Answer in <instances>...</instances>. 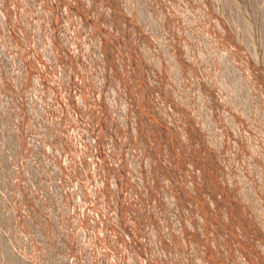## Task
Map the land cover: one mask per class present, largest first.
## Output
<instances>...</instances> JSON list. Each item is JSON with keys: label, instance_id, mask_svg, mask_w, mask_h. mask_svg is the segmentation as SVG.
<instances>
[{"label": "rangeland", "instance_id": "obj_1", "mask_svg": "<svg viewBox=\"0 0 264 264\" xmlns=\"http://www.w3.org/2000/svg\"><path fill=\"white\" fill-rule=\"evenodd\" d=\"M23 5L22 0H0V8L5 12L2 24L14 30L19 41H30L33 32L22 22ZM43 11L44 15L48 14L45 16L47 44L38 49L22 44L15 59L42 76L39 85H46V105L55 109L41 115V129L48 136V142H40L42 150L33 156L45 155L44 158H51L55 163L58 170L52 183L56 193L47 198L54 208L63 206L67 210L72 229L82 240L76 249L65 247L67 258L74 264H166L169 253L165 251L174 255L188 251L193 259L211 260V264H264V0H106L104 19L90 17L91 13L73 0H45ZM76 12L83 13L96 28L112 36L117 41L112 42L113 48L121 53L126 52L125 47L131 49L128 36L133 34L135 22L144 15L148 20L146 26L149 25L147 29L145 25L143 27L151 36V45H147L148 49L145 47L143 55L157 61L163 56L171 63L174 83L165 90L159 85L157 75L143 67L137 57H126L129 55L127 50V55H121L119 73L110 76L102 85L107 90H121L120 106L127 122L125 126L122 123V130L128 131L129 142L120 141V138L117 140L120 144L108 142L115 133L111 125V106L98 99L102 87L97 76L112 63L94 56L89 60L76 56L74 47L79 31L72 28L80 22ZM117 15L120 16L119 27L112 23ZM87 33L86 29L80 31L82 37H87ZM97 42L90 41L89 47L95 51L102 49L104 42ZM46 54L54 55L62 64L67 73L66 80L48 82L43 58ZM71 59L77 64L75 70L70 66ZM159 64V61L154 63L155 68H159ZM224 66L232 71L238 83L227 78L222 85L217 75L222 74ZM4 73L8 78L11 76L8 71L0 74V99L3 98L0 100V109L3 106L0 140H6L0 141V248L4 250L0 251V264H16L3 243L16 231V216L22 217V228L28 233V238L20 239L19 251L29 257V264H43L46 261L37 260L34 247L45 243L59 230L51 227L44 218L39 201L33 199L32 206L26 208L21 196L16 194L13 177L16 163L12 160V148L17 157L25 142H21L19 133L15 135V142L11 140L13 129L21 127L23 117L20 112L15 114L11 110L13 86L5 78V89L2 88ZM232 81L242 88L243 102L242 98H236L238 93L233 90L236 88ZM225 85L223 91L229 94L221 91ZM232 85L234 88H230ZM228 86L231 92H236L235 98ZM84 91L88 102L83 99ZM4 99L7 108L3 105ZM81 99L83 108L86 103L93 110L91 115L96 113L91 116L82 140L75 135L82 132V128L72 120L76 109L70 107L71 103L79 107ZM153 113L161 116L156 125L157 132L141 133L138 123L145 122ZM49 126L61 129L50 137ZM168 128L177 129L183 142L162 141ZM205 136H209L210 141L204 140ZM211 136H214L212 140ZM108 146H113L110 147L114 148L113 155ZM116 148L117 153L120 151L118 154ZM125 151L132 154L135 193L144 198V213L121 223L114 208L105 207L102 199L104 195H114V198L110 196L113 206L118 203V196L121 199L117 193L120 187L115 183L117 179L114 180L112 163L108 159L121 157ZM172 159L180 161L182 166H174ZM183 170L196 177L184 200L188 206H197L206 200V205L214 209L209 222L217 227L226 251H216L205 243V238H196L190 224L175 238L173 233L182 215L176 209L179 206L177 187L170 186L163 192L169 202L168 208L152 206L150 199H145L147 189L157 184V176L177 175ZM31 187H27L26 195ZM98 221L109 222L117 232L101 237ZM143 224L152 228L154 245L148 252L141 251L134 244L133 235L131 237ZM63 241L60 239L42 249L50 255L47 264H59Z\"/></svg>", "mask_w": 264, "mask_h": 264}, {"label": "bare ground", "instance_id": "obj_2", "mask_svg": "<svg viewBox=\"0 0 264 264\" xmlns=\"http://www.w3.org/2000/svg\"><path fill=\"white\" fill-rule=\"evenodd\" d=\"M44 1L45 0H22V3L24 4L23 7L21 8L22 9L21 10L22 22L24 23V25L28 29L32 30V32H33V37L30 39V41H26V40H22V39L19 41V36L14 30H9L3 26L2 19L5 18V12L3 9L0 8V70L2 69L1 73L3 71H5V72L8 71L11 74V76L9 75L10 77L8 78L7 77L8 75L6 76V74L4 73L5 75L4 74L2 75L3 80L1 82L3 83V85H2L3 89H5V81H4L5 78L11 82L10 85L13 86V88H12L13 89L12 90L13 91L12 92L13 93V104H12L11 110L13 112H15V114L20 112L22 117H23V123H22L21 127H18V128L15 127L12 131L11 142L16 141L15 135L17 133H19V135L22 136V137H20V139L22 138L21 142H25V145H23V144H22L23 146L20 145L22 147H21V149H19L17 157L14 156L13 148H12V146H10V151L12 148V160L15 161V163H16V167L14 169V174H13V177L15 179L14 187H15L16 194L21 196L20 198L23 201L22 204L26 208L32 206V203H33L32 200L33 199H35L36 201H39L41 204V210L43 211V213L45 215L44 218L52 225L51 227H54V229L56 228L57 230H59V232L56 235L48 237V239H47L48 241L46 240L45 243H40V244L35 243L36 246L34 248L36 250L37 260H39V259L44 260V261H46V263L45 262L44 263L42 262V263L47 264L50 260V258H49L50 255H47L42 249L49 246V245H54L60 239H63L65 241V242L64 241L62 242V243H64L63 244L64 250L60 251V253H59L61 255V257L59 259V264H74L73 260L67 258V250L65 249V247H70L72 249H76L79 245H81L82 240L78 235H76L74 233V231L72 229L70 217L67 214V210L63 206L54 208L47 198L48 196L56 193V189L52 183V180H53V177L55 176L56 171L58 169L56 168L55 163L53 162V160L51 158L50 159L49 158L47 159V157L44 158L45 155L43 156L41 154L39 157L33 156L34 154H36L35 153L36 151L39 152V150L41 149V147H39V145H41L40 142H48V139H47L48 136L45 135L44 131L41 129L42 128V126L40 125L41 115L46 111H49V112L55 111V109L54 108L49 109L46 105V102H45L46 85L42 84L43 85L42 87L39 85V82L42 81V76H40L39 74L33 73V71H31L29 69V67H27L25 64L17 62L15 59L16 54L18 53L19 48L22 46V44L23 45L25 43L30 44V45H33L37 49L42 48V46L47 44V37H46L47 31L45 28V16L46 15H44V11H43ZM52 1H54V0H52ZM73 1L77 4V6L81 7V9L89 11L91 13V14L89 13L90 17L96 16V17L104 19L106 0H73ZM48 12H50V10ZM49 14L52 15L51 12ZM76 14L79 15V17H80L79 24L72 27L73 30L79 31L78 36H77V43L74 47V49H75L74 52H75L76 56L79 58L85 59V60H89L92 56H94L95 58H98L97 60H99V59L102 61L106 60V61L112 63V66L110 68L109 67L104 68L103 73H101L100 75L97 76V82L102 87V85L105 84V82L108 80V78L110 76L119 73V69L121 68V65H120L121 64V55H123L124 52L121 53V50L116 51L113 48L112 42H117V41H115L112 36L102 32L101 30L96 28V26H94V24L90 21V18H88L87 16H85L81 12L80 13L76 12ZM46 17H48V14ZM119 17L120 16L117 15L116 19L113 18L112 23L114 26H116V25L118 26V18ZM147 22H148V20L146 17H144V15H142L140 17L139 21L135 22V24H134L135 30H134L133 34H130L128 36V39H127V41L131 45V49L128 50V48H126L121 43V45L125 47L124 49L128 50V52H127V50H126V52L129 55L126 56L127 55L126 52L124 54H126L125 55L126 57H130L131 55L137 57L138 61L140 62V64L143 67L151 70L152 72H154L157 75V77L159 78V85L162 88H164L165 90L170 89L171 87H173V83H174L173 82V70H172L171 63L166 61V59H167L166 57L159 56L156 53V55L159 56L158 61L161 62V65L159 64L160 67L155 68L156 65L154 66V63L156 64L158 62L157 60H155L156 58L154 59V58H151L148 56L146 58L145 57L146 55L145 56L143 55V52L145 51L144 50L145 47L147 45H149V46L151 45L150 44V37L151 36H149L147 34V32L145 31V29L143 27L145 25V27L147 29V27L149 25V23H148V25L146 26ZM82 29L87 30V32H88L87 33L88 35H86L87 37H85V36L82 37L80 35V31ZM90 41H93V43H96L97 41H103L104 42L103 43L104 48L102 47V49L100 48L99 50L95 51L94 49L91 48L92 46L89 47L91 45V44H89ZM97 43H99V42H97ZM157 43H158V40H157ZM26 44L24 45L25 47H26ZM97 45H99V44H97ZM158 46H159V43H158ZM94 47L95 46L93 45V48ZM148 48L149 47L147 46V49ZM157 49H160V48H157ZM150 51H152V53H153L154 50H151V48H150ZM159 53L161 54L160 51H159ZM43 58L46 61V66H45L44 70L46 69L48 71V73H47L48 82L58 83L60 81H64L67 79V73L65 71V68L62 66V64L58 61V59L54 55L46 54V55H44ZM172 59H175V58H172ZM70 62L72 63V65H70V66L74 70L77 69V67H76L77 64L74 63V60L71 59ZM119 66H120V68H119ZM221 72H222V74L217 75L218 76L217 78L219 80H221V82L227 80V78H231L232 80L235 79L232 71L229 68L227 69L226 66H224L223 71H221ZM231 79L228 80V82L229 81L231 82ZM235 81H236V79H235ZM235 81H232L235 84L234 87L236 88L233 90L234 91L237 90L238 95L236 94V92L233 91L234 92L233 97L235 98V96L237 95L238 97H236V98H242L243 96L242 97L240 96V94L242 95V92L240 91L242 88L240 86L238 87L237 86L238 84L236 85L237 81L236 82ZM215 82H216V80H215ZM222 85L224 86V83ZM233 85L230 88H234ZM229 86H228V88H229ZM226 87H227L226 85H225V87H222L221 91H223V88H226ZM230 88H229V90L231 92L232 90ZM84 92L85 93H84L83 99H84V101L88 102V96L86 95L87 92L86 91H84ZM233 92H231V94ZM120 93H121L120 89L107 90V89H104L102 87V91L99 93V97H98L99 101L107 102L111 106V114H110L111 125H112V130H114L115 133H113V135L111 136L112 139L110 138L108 140V142L110 140H112L111 142H117V140L119 138H120L119 139L120 141L129 142V138H128V134H127L128 131L126 132V131L122 130V127H123L122 123H124V126H125V124L127 125V122H126V119L124 116L125 114L123 112V109H121V106H120V98H119ZM223 93H228V92L223 91ZM3 95L6 97L5 94H3ZM244 98H245V96H244ZM83 99H81L79 101V107L78 106L76 107L74 105V103L70 104L71 108L76 109L75 118H73L72 120L73 121L76 120L82 128V132L75 133L76 137L80 138L81 140L85 136V130H86L90 120L92 119L91 116L96 115V113H93V115H91L93 110H92L90 105L85 103V108L82 107L81 104L83 102ZM0 100L3 101V98H1ZM235 100H237V99H235ZM239 100H241V99H239ZM213 102H214V100H213ZM213 102L209 101L208 103L211 104ZM237 102L240 103L241 101H237ZM242 102H243V98H242ZM8 103H10V102H8ZM215 103H214V105H215ZM0 104H2V103H0ZM236 104L237 103H235V105ZM240 104H238V105H240ZM3 105L5 106V99H4ZM8 106H9V104H8ZM5 107L7 108V106H5ZM9 107H11V106H9ZM2 109H3V106L1 105L0 110H2ZM3 112L4 111H2V113ZM5 114H6V112H5ZM160 117L161 116L159 114H156V113H153V115H149L148 118L145 120V122L143 121V123H141V124L138 123V129L140 130L141 133L144 132L145 134L147 133V135L157 132L158 127H156V125L158 124ZM236 119H234V120H236ZM221 120H223V119H221ZM218 123H220V122H218ZM221 123H222V121H221ZM222 125L224 126L223 123H222ZM221 126H220V128L223 127V126L222 127ZM1 127L3 128V126H1ZM60 129L61 128H59V126H57V127L56 126H49L47 131H48V134L50 135V137H52L53 134L56 135L57 133H59ZM207 129L205 127V130H207ZM166 130H167V132L163 135V138L161 137L162 141H164V142H183L181 140V133L177 129L168 128ZM222 130H223V128L221 129V131ZM107 132H109V130ZM204 132H202V133L204 134ZM109 133L111 134V132H109ZM213 133L214 132H212V134ZM203 134H202V136L205 135V134L204 135ZM205 137H203L204 140H207V138L209 136L206 138ZM213 137L214 136H211V140ZM3 141L5 142L6 140H2L1 142H3ZM208 141H210L209 138H208ZM117 143H119V142H117ZM119 144H117V145H119ZM110 147L108 146L109 149H110ZM121 147H123V146H121ZM124 147L126 148V146H124ZM118 148H120V146ZM109 149H108V151H110V150L112 151L114 148L110 149V150ZM122 150H123V148H122ZM113 151H112L111 155H113ZM115 151H116L115 153H117V151H118L117 148ZM126 152L127 151H125V153H124L125 155L122 154L123 156H121V157H112V158L108 159L109 160L108 162L112 163L111 172L113 173L112 175L114 177V180L117 179V181H115V183L117 185L119 184V187H120V190H119V192L117 191V193L118 194L120 193L121 199H119V196H118V203H116L115 200L112 199L116 203L114 206L110 205L111 204L110 199L114 195L113 196H111V195L105 196L104 195L105 198L102 199L103 205L105 207L111 208V209L114 208L113 212L118 217V220L121 223H126L127 219L137 218L139 216H142V213H144V206H143L144 198L138 196L135 193L136 183L134 180L133 170L131 168L132 154L130 151H128L127 153ZM117 154H116V156H117ZM1 155H2V153H1ZM111 155L108 154V157H110ZM9 157H10V155H9ZM171 162H172V164H174V166L175 165H178L179 167L182 166L180 161H178V160L172 159ZM108 164H110V163H108ZM118 168H120V170ZM119 171H121V174ZM119 178H121V179H119ZM107 179H108V181L110 180L109 177ZM194 179H196L195 176L191 177L184 170L180 174H177V175L168 173L165 175V177H164V175H163V177L157 176V184L155 186H152L151 189H147L145 199L149 198L152 206H155L157 204V205H162V206L168 208L169 202H168V199H166V197L164 196L163 192L165 190L168 191L170 186L177 187L179 189V194L176 196V200L179 202V206L176 209H178L182 215L179 216L181 219L177 223L178 228L173 233L175 235V238L177 237V234H180V230L186 228L188 226V224H190L192 226L193 234L196 238H199V239L205 238V243L208 246L212 247L216 251H220V252L226 251L227 247L224 245L223 240L220 237V234L218 232L217 227L215 228V226L209 222L210 219L212 218V216H214V213H215L214 209H212L211 207L206 205V200L204 201V203H201L197 206H193V205L188 206L186 201L184 200V197L188 195V188L190 187L191 184H193L195 182ZM112 181H113V179H112ZM29 185H31L32 187H31V190H28V195H26V190H27V187ZM115 187L118 188L117 186H115ZM70 190L72 193L73 192L72 188ZM67 193H68V198L71 197L69 190ZM110 196H111V198H110ZM11 198H13V197L11 196ZM115 198H117V196ZM16 201H18V200H16ZM69 201H70V198H69ZM116 201H117V199H116ZM110 206H113V207H110ZM171 207L174 208V206H172V205H171ZM15 213H17V212H15ZM183 216H185V217L182 218ZM15 218H16L15 220H16L18 228L16 227V231H14L13 237L6 238L3 243L5 245V248L10 253L9 256L11 257V260H14V262H16V264H29V262H28L29 257L27 255L23 254L24 251H23V253H21L19 251V248H18V243H19L20 239L21 238H25V239L28 238V233L26 230H24L22 228V223H23L22 217L16 216ZM54 223L56 225H58V224L59 225L55 226ZM97 224L100 226V236L101 237L106 238L109 236L110 233H113L114 231H115V233L117 232L116 227H114L113 225H111L107 221H101V222L98 221ZM13 227H15V226H13ZM151 229H152L151 225L149 226L148 224H143L142 226H140L139 228H137L135 230V233L131 234V237H132V235L134 237V238L132 237V239H134L133 240L134 244H136L139 247V249L143 252H148L150 249L153 248L154 240L152 237V230ZM0 251H4V250L2 248H0ZM56 252H57V250H56ZM165 252H166V254L169 253V255L166 256V258H167L166 264H173L174 263L173 261H175L178 264H211V260L202 261V260H198V259H193L191 257L190 252H188V251L184 252L183 254L178 253L177 255H174V254L170 253L169 251H165ZM32 254H34V253H32ZM176 263H174V264H176ZM78 264H83V263L80 262ZM146 264H152V263H146Z\"/></svg>", "mask_w": 264, "mask_h": 264}]
</instances>
